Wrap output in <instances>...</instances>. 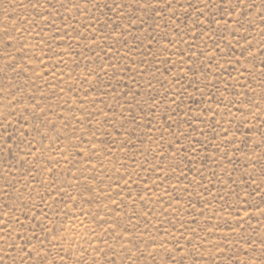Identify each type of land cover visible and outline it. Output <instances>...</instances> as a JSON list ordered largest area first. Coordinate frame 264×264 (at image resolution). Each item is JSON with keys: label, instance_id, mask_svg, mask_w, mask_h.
Masks as SVG:
<instances>
[{"label": "rangeland", "instance_id": "rangeland-1", "mask_svg": "<svg viewBox=\"0 0 264 264\" xmlns=\"http://www.w3.org/2000/svg\"><path fill=\"white\" fill-rule=\"evenodd\" d=\"M145 2L0 0V53L5 52V42L11 44L7 49L11 55H0V113L14 108L27 115L26 106L35 105L31 110L48 121L47 127L41 124L46 136H36L27 160L22 159L27 146L16 148L15 136L9 141L13 151H0V212L7 208L4 218L14 213L26 230L13 220L17 231L7 244L0 240V264H175L159 244L166 242L168 249L180 251L177 239L190 250L187 257H177L183 264H237L233 256L248 264L251 257L246 259L244 253L261 251L264 215L255 214V205L264 199V161L253 150L264 156L256 148L264 139L260 110L264 101L255 115L248 114L253 111L249 99L264 96V33L260 31L264 0L241 5L239 18L248 31L241 28L235 37L238 17L231 11L204 8L203 0H172L170 9L163 8L164 0H147L152 7H141ZM216 3L230 8L223 0ZM118 4L126 7L118 9ZM197 19L202 24H196ZM209 34L227 37L221 41L224 53L213 48L215 40ZM245 35L254 57L240 56ZM229 41L239 64L221 58L228 55ZM25 45L23 52L17 51ZM101 66L105 72L96 74ZM149 94L159 101L155 112ZM7 119L16 125L19 116ZM32 122L38 120L25 122L26 130ZM162 132L164 139L158 144ZM61 188L76 202L58 191ZM42 196L49 205L44 220L49 221L50 232H44L36 218L40 208L31 209L36 217L29 211L33 204L44 203ZM245 200L253 205L249 209L253 214L251 226L245 224L239 237L233 233L224 238L228 228L218 227L215 234L205 231V225L217 223L219 218L212 217L221 205L233 216L232 205L245 215ZM81 220L91 228L81 225ZM62 223L66 228L61 230ZM21 234L31 239L29 255L9 246L24 245ZM220 238H224L223 251L207 242ZM259 259L257 255V264Z\"/></svg>", "mask_w": 264, "mask_h": 264}, {"label": "snow or ice", "instance_id": "snow-or-ice-1", "mask_svg": "<svg viewBox=\"0 0 264 264\" xmlns=\"http://www.w3.org/2000/svg\"><path fill=\"white\" fill-rule=\"evenodd\" d=\"M204 3V8L207 9H212L213 7L218 8L223 10L224 12H228L231 11L234 15H236L238 18L235 21L236 24L239 25V28H236L233 30L232 35L235 37L236 33L240 32V29L243 28L245 32L248 31V29L245 27L244 23L242 22V20L239 18V14L241 9V5H246L247 4V0H237L236 3H233V0H223V4L224 5H230L229 7H224L222 4L220 3H216V0H203ZM35 7L40 8L43 7V5H35ZM72 7L76 8L77 10L80 9V5L79 4H72ZM126 7V5L123 4H118L117 8L118 9H122ZM141 7H152L150 2H146L141 5ZM164 9H170L172 8V0H164V5H163ZM196 11L200 12L201 15L204 14V10L201 8H195ZM42 19H47V17L42 16ZM261 20H264V11L261 12ZM251 23V21H249ZM54 23V21H53ZM196 24H202V22L197 19ZM218 23V21H217ZM119 27V26H118ZM7 28L4 29L5 34H7ZM261 33H264V27H262L260 29ZM187 33H185L186 35ZM203 35V34H202ZM250 35V33H249ZM209 39H214L215 42L213 44V48L215 49H219L220 53H224L225 49L221 47V41L224 39H227L226 36L221 35L218 37H213L209 34ZM244 40V45L241 46L242 50L240 52V56H244L245 54L249 55V56H253L254 57V53L251 52L250 49V44L251 41L248 39V36H242L241 37ZM182 39V37H181ZM239 42V41H238ZM169 43L175 47V41L174 40H170ZM11 46L10 42H5L4 44V48H5V52L4 53H0V55H11L10 53L7 52V49ZM71 46V45H70ZM27 47L26 45L24 47H21L20 49H18L17 51L23 52L24 48ZM167 47V46H166ZM227 49H228V55L226 57H221V58H225L227 63H237L239 64V57L235 56V46L231 43V41L228 42L227 44ZM14 59V57H13ZM213 61H215V63L217 64V66L219 67H223V65L219 64V60L213 56L211 58ZM262 64H264V61H261ZM8 66L13 70V71H17V66L13 65L11 63L8 64ZM243 66V65H241ZM113 67L115 68L116 65H113ZM210 65H205V68H209ZM247 70V69H246ZM91 72V70H89ZM127 71L131 72V69H127ZM100 72H105V69L103 68V66H101L96 74H99ZM203 74V72L201 73ZM231 73H229L230 75ZM261 75L264 76V68L261 69ZM132 79H135L134 77H132ZM180 79L181 78H177L176 83H180ZM239 82V81H237ZM149 88L152 87L151 85V81L148 82ZM179 91V90H178ZM124 96H128V93L125 92ZM135 96V93L133 92V97ZM149 99L153 100L154 103L150 104L149 106L151 108H153V111L155 112V108L156 106L159 104V101L155 99V97L151 96V94H149ZM264 101V96H261L260 100H255V99H249V103L252 106L253 111L249 112V116L255 115V110L256 109H260V105L261 102ZM147 103V101H145ZM11 103V102H10ZM139 103V102H137ZM173 103H175V100H173ZM230 104H232L233 107L236 106L235 102L233 101H229ZM29 107V111L27 115H24L23 112L21 113H16L14 108L13 110L7 112V113H0V116H3L4 119H0V128H3V133H0V140H3V143H0V151H8L11 152L13 151V147H12V143H10L9 141H11L13 139V136H15V139L19 141V143L16 144V148H20L21 144H26L27 146V151L25 152L24 156L22 157V159L27 160V157L29 155L32 154L33 152V140L36 138V136H46V133L43 131V129L41 128V124H44L45 127H47L48 125V121H47V117L45 116L44 118H39L36 114V112L32 111L31 109L35 107V105H31V106H26ZM227 107V105H226ZM42 110V109H41ZM262 112H264V109H260ZM239 111V109H238ZM229 112H231V109H229ZM19 116V119L17 120V124L16 125H12L11 121H9L7 119L8 116ZM30 118L32 120H38V122H32L30 124L29 129H25L24 125L25 122H29ZM247 118V117H246ZM81 119H83L81 117ZM135 119V117H134ZM264 122V121H262ZM149 123L151 124V121H149ZM250 127V125H248ZM240 129H237V131H239ZM27 132V134H26ZM33 132H35V136L33 135ZM228 130L224 129V133L227 134ZM4 133H7V137L5 138ZM29 137H32L31 139ZM164 139V135L163 132L161 133L160 137L157 138V143L159 144L160 141H162ZM241 140L244 142L245 147L248 146V141L241 136ZM39 143H43V141H39ZM231 143L235 144V141H231ZM161 147H163V145H160ZM91 147H95V145H91ZM256 148L261 149V151H264V139H262L260 142H258L256 144ZM238 151H243V149H238ZM95 155V153H93ZM173 155H175V153H173ZM253 155L255 156H259V158L264 161V156H261L260 153L256 152L255 150H253ZM254 166V165H253ZM46 171H51V168H46L44 169ZM7 171V170H6ZM261 172L264 173V164L261 165ZM12 173L9 172V175H11ZM28 174L32 175V170L29 169L28 170ZM138 174V173H137ZM131 178V176H129V179ZM125 184L128 183L127 179L124 181ZM10 186V185H9ZM18 191V190H17ZM58 191L60 192H64L67 196H68V200L72 201V202H76V197L70 195L67 193V189L61 188L58 189ZM256 194H260V189L259 187H257V189L255 190ZM5 195H8L7 190L5 189L4 191ZM23 194H21L22 196ZM117 195L119 196L120 194L117 193ZM143 198V197H141ZM42 201H44V203L42 205H36L33 204L31 206V208H29V211L31 212V216L32 217H36V213L34 211H31V209H34L36 207L40 208V217H36L37 219L41 220V229L44 232H50L52 229L50 227H48V223L49 221L44 220V217L47 216V213L44 211V208L49 207L46 199L42 196L41 197ZM63 199V198H62ZM115 202V201H114ZM244 203L247 205V207L244 208V213L245 215H240V210L238 208H235V205H232L231 208L235 209L236 211V215L233 216L232 212L230 211L229 208L221 205L220 209H217L214 214L212 219H217V223L211 224V226H207L205 225V231H207L210 234H215V230L220 227V228H228L229 231L225 234L224 238L227 237H231L233 233H236V235L239 237L241 235L240 233V229L244 228L245 224H248L249 226H251V222L249 217L253 214L251 212H249V209L253 207V205L248 204L247 200L244 201ZM66 204V208L71 209V204H68L67 202H65ZM2 207V206H0ZM25 208H28V205L25 204L24 205ZM80 212L83 214L84 210L80 209ZM223 212H228V216L225 217L223 216ZM8 210L7 208L4 209L3 212H0V232H4L6 233V235L0 236V240H3L5 244H7V242L9 240H14L13 237V233H15L17 230L12 227L13 224V220H15V222L17 224L21 225V230L22 231H26L23 230V222H21L19 220L18 216H15V214L13 213L12 216H9V218L6 220L4 217L7 215ZM65 215H68V212L65 211L64 212ZM201 214L203 215V212H201ZM255 214H259V215H264V199L261 200V202L259 204L255 205ZM57 215H59V213H57ZM90 215V214H89ZM144 215H147V213H145ZM206 219H208V217H205ZM70 219H72V217H70ZM76 220H79V217L76 216L75 217ZM93 219H97L96 217H94ZM28 223H31V219L27 220ZM80 224L83 225L86 228H91V224H84V221H80ZM61 230L66 228V224H59L58 226ZM92 232H95V229H91ZM193 231H197L196 229H193ZM104 232H107V229H104ZM34 234V233H33ZM183 234V233H182ZM63 235H61V239H63ZM83 238V237H82ZM224 238H220L218 239V241H212V240H208V243H212L213 246L218 249L219 251H223L224 249L222 248V243H223V239ZM20 239L25 241L24 245H20L16 242H13L11 245H9L13 250L15 249H19L22 253H24V255H29V249L27 247V245L29 243H31V239L29 236H25L23 234L20 235ZM156 238L153 237V240H155ZM189 243H192L193 238L189 237L187 238ZM106 242V241H105ZM205 242L204 237H201V243L203 244ZM129 244L132 243L131 239H129L128 241ZM237 244H240V240L237 239L236 240ZM247 243L251 244V241H248ZM193 247H195V244H192ZM121 247H126V245H121ZM176 247L180 249V251H174L172 249H168L167 248V244L166 242H162L159 244V248L163 249L169 258V261H174L175 264H183V259L177 260L178 256H182V257H187V255L189 254V249H187L186 246H181L179 240L177 239V244ZM241 247H243V245H241ZM259 247L261 249V251L259 253H257L255 251V249H251L249 251H246L244 253L245 258L247 259V257H251V259L248 260V264H257V260L256 257L257 255L260 257L259 259V264H264V238H262L260 240L259 243ZM99 250V249H97ZM129 252H131V249H128ZM137 251L140 252L141 255H143V252L141 249H139V246H137ZM39 251L37 250L36 255H39ZM5 255H8V253L6 252ZM132 255H135V253H132ZM148 255H152V253H148ZM131 258V256H129V259ZM155 258V257H153ZM0 259H3V257H0ZM233 259H235L237 261V264H244V261H242L240 259L239 256H233ZM13 264H15V261H13ZM43 264H49L48 261H44Z\"/></svg>", "mask_w": 264, "mask_h": 264}]
</instances>
